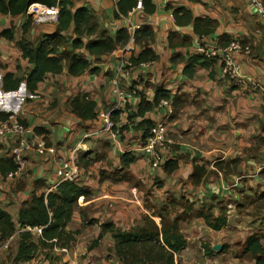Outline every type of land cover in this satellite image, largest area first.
I'll use <instances>...</instances> for the list:
<instances>
[{
    "label": "crops",
    "instance_id": "0c3cea01",
    "mask_svg": "<svg viewBox=\"0 0 264 264\" xmlns=\"http://www.w3.org/2000/svg\"><path fill=\"white\" fill-rule=\"evenodd\" d=\"M119 1L72 0L75 10L82 7L92 10L101 26L112 36L121 28L127 29L130 34L127 46L103 58L101 73L72 77L65 69L62 74L48 75L39 84L35 95L27 90L25 83L17 91L0 92V113L16 114L25 123L41 130L40 134L47 136L48 146L54 150L51 156L31 151L27 155L28 169L23 178L13 179L0 174V204L17 222L23 203L30 201L34 192L55 191L62 182L63 162L76 157L81 168L80 185L93 192L89 206L95 204L94 208L100 209L97 212L94 210L92 219L100 223H121L124 227H131L140 222L141 210L146 209L142 186L148 185L155 199L154 204L161 202L164 205L169 196H185L196 210L211 205L213 213L218 216L220 208L226 209L227 225L220 231L212 230L203 218L195 216L181 222L194 224L192 239L197 242V248L193 243L194 247L188 245L181 252L186 259L184 264L205 263L216 253L224 256L227 250L213 249L216 245L227 246L222 240L205 246L211 247L214 252L211 257L205 255V247L199 243L205 233L214 235L215 239L231 240L229 244L237 248L249 237L257 235L264 245V91L253 92L249 86L234 85L223 77L221 64L217 61L211 63L210 69L197 65L193 78H188L184 75V68L189 56L196 54L195 50L192 47L173 49L169 45V35L173 32L181 38L190 37L192 41L196 38L194 25L178 26L173 10L185 8L195 18L209 17L216 20L219 26L213 34L203 38L202 43L225 47L227 39L229 43L240 41L250 45L251 55L239 58L242 72L264 84V20L259 18L248 0H152L155 5L152 14L147 13L144 7L142 10L135 7L126 14L119 13ZM30 9L46 14H54L55 10L39 4ZM116 13L119 14L118 18ZM28 17V13L18 17L0 15V31L11 28L12 22L19 19L14 39H0V65L3 66L0 67V89L5 73L12 72L24 77L31 69L17 47V42L23 38L22 27ZM129 25H139L140 28L129 31ZM32 26L26 37L35 41L53 33L57 19L41 25L33 23ZM145 26L154 33V40L148 44L159 55V60L120 70L124 59L136 57L146 44L145 41L135 42V34ZM175 54H180L182 60L173 63ZM116 76H120L121 85L127 90L139 87V94L150 102L156 90L170 92L174 113L168 118V142L172 151L170 160L178 164L171 174H167L164 167L155 168L148 164L139 150L140 143L135 132H129L126 139L122 136L114 138L110 132L103 131V123L98 118L82 122L71 112L70 101L83 94L96 102L97 115L114 106L117 98L113 93L112 80ZM58 89L62 92L59 93ZM2 103L5 104L3 107ZM140 103V96L133 97L121 109L124 111L118 113V119L123 117L127 122L132 117L135 123L139 122L141 118L136 114ZM166 116L167 110L157 108L148 112L145 118L156 124ZM101 143L104 153L97 155L101 152L98 147ZM253 144L258 147L257 150L251 149ZM16 145L15 139L10 138L9 149ZM5 152L0 150V157L6 156ZM124 153H132L138 158L129 168L122 167L121 156ZM258 160L260 164H257ZM195 167L206 170L198 184L191 180ZM154 174L158 182H155ZM125 176L132 178V182L123 180ZM94 226L95 235L99 236L101 228ZM82 227L83 220L76 211L67 230L76 231ZM184 236L189 242V238ZM18 238L14 236L7 242L14 252ZM79 242L77 239L69 250L58 248L51 252V257L60 259L55 264H122L115 254L111 234L104 235L99 246L91 251ZM104 243L108 245L105 250ZM2 245L0 242V248ZM81 255L87 256L82 263L79 262ZM37 258L26 264H34ZM41 259L46 264L50 263L43 256H40ZM227 264L255 262L236 258L233 253Z\"/></svg>",
    "mask_w": 264,
    "mask_h": 264
},
{
    "label": "trees",
    "instance_id": "16d2710c",
    "mask_svg": "<svg viewBox=\"0 0 264 264\" xmlns=\"http://www.w3.org/2000/svg\"><path fill=\"white\" fill-rule=\"evenodd\" d=\"M35 4L58 11L56 29L51 34L30 41L26 35L32 26L33 18H27L22 27L23 38L17 42V47L22 53V58L31 65V69L24 77L12 72L5 73L2 79L4 92L17 91L20 85L25 83L27 90L35 95L39 84L48 75L62 74L65 69L72 77H80L86 73L99 74L102 71L103 58L124 48L130 42L131 37L127 29L121 28L112 36L101 26L92 10L86 7L75 10L72 0H0V15L11 17L25 15ZM137 4L138 0H120L117 8L119 13L126 14L137 7ZM142 5L147 13L152 14L155 11L152 0H143ZM116 17L118 18L119 14L116 13ZM173 17L178 26L193 24L194 34L200 40L213 34L219 26L216 20L209 17L195 18L191 11L185 8L173 10ZM1 38L12 41L14 27L0 31ZM153 40L154 33L148 26L135 34L136 43L145 41L146 44L136 57H131L133 66L155 63L159 60V55L148 44ZM225 41L224 46L229 43V40ZM169 45L173 49L191 48L193 41L190 37L181 38L179 34L173 32L169 35ZM181 60L180 54L172 57L173 63ZM213 61L198 54L190 55L184 68V75L193 78L197 65L210 69ZM0 67L3 68L2 65ZM210 76L213 74L210 73ZM138 96L141 97V103L136 116L141 120L137 123L132 117L127 120V125L121 130L123 139H126L129 132H141V140L145 141L155 125L145 118L146 114L157 109L161 100L172 99L170 92L163 89L156 90L151 102L141 94ZM173 101H176V97ZM70 107L71 112L82 122L98 118L97 104L87 94L72 99ZM6 116V113H0V119ZM118 117V113L114 114L113 120L118 122ZM36 130L41 133V130ZM137 159L132 153H124L121 156L122 167L129 168ZM163 167L167 174H171L178 168V164L170 160ZM15 170L16 165L11 157H0L2 176L6 177ZM205 173V168L195 167L192 182L198 184ZM123 180L132 182V178L128 176ZM92 197L93 192L81 186L80 182H62L55 191L41 194L34 192L31 200L24 202L19 210L17 222L0 204L1 244L7 243L14 236H19L17 249L10 256L12 264L31 263L40 255L49 260V264L59 262L60 259L51 258L50 253L58 248L69 250L81 234V230H67L76 211L81 215L83 226L97 224L101 228L89 251L99 246L104 235L111 234L115 242V254L122 264H178L181 252L188 246L181 230V222L187 220L189 216L203 218L205 224L215 231H220L227 225L226 209L220 208V214L215 216L211 205L196 210L185 196L180 198L171 196L160 208L147 205L142 220L130 230H123L113 222L100 223L98 220L89 219L86 207ZM228 248L224 246L222 252ZM213 254L211 247H205L206 256L211 257ZM234 255L239 259L252 260L255 264H264V245L261 238L257 235L249 237L243 244L238 245Z\"/></svg>",
    "mask_w": 264,
    "mask_h": 264
},
{
    "label": "built area",
    "instance_id": "2783aa9c",
    "mask_svg": "<svg viewBox=\"0 0 264 264\" xmlns=\"http://www.w3.org/2000/svg\"><path fill=\"white\" fill-rule=\"evenodd\" d=\"M101 2L103 0H94ZM251 7L255 10L260 19L264 20V0H248ZM36 5V4H35ZM33 5V6H35ZM32 6V7H33ZM137 9L142 10V1H138ZM38 21L56 20L58 11L54 10V14H46L39 16L37 11ZM56 12V13H55ZM53 13V12H52ZM130 22V18L128 19ZM130 24V23H129ZM129 31L138 30L140 26L129 25ZM192 48L195 53L205 57L209 61H217L221 64L222 75L224 78L231 81L234 85L249 86L253 92L264 91V84L256 79L245 75L242 72V67L239 58L249 57L252 53V47L240 41H231L225 47L204 45L202 40L195 38ZM131 58L124 59L120 70L125 71L131 68L133 64ZM113 93L117 98V102L109 110L98 113V120L103 123V131L110 132L112 137L120 138L123 134L121 130L127 125L123 117L118 119V122L113 120L114 114L124 111L129 101L139 95V87H134L131 90L125 89L121 85L120 76H116L112 80ZM157 108L167 110V116L156 122L145 141L139 140L140 152L152 167H163L167 161L172 159V151L168 142L167 124L168 118L174 113L172 102L169 100H161ZM37 128L25 123V121L16 114H7L4 119H0V150H6L5 154L11 157L16 165V170L7 177L23 178L28 169L27 155L31 151H37L40 155L53 154L54 150L48 146L47 136L39 134ZM127 136V135H126ZM14 138L17 145L9 149L8 141ZM128 137V136H127ZM81 168L77 163L76 157L65 160L61 169L62 182H80ZM61 182V183H62ZM8 243H4L0 248V253L8 249Z\"/></svg>",
    "mask_w": 264,
    "mask_h": 264
},
{
    "label": "rangeland",
    "instance_id": "374dc122",
    "mask_svg": "<svg viewBox=\"0 0 264 264\" xmlns=\"http://www.w3.org/2000/svg\"><path fill=\"white\" fill-rule=\"evenodd\" d=\"M32 9H30V12L28 11V16H29V18H33V23L34 24H36V25H41V24H43V23H45V21H38V18H37V14H35L34 12H33V10L31 11ZM35 11H37L38 12V15L39 16H46V13L45 12H41V11H39V10H35ZM2 17V16H1ZM9 17H11V16H9ZM0 21H1V19H0ZM18 23H19V19H18V21L16 20V21H14V22H12V27H14V31H15V29H16V27L15 26H18ZM32 23V24H33ZM33 26H31V28H32ZM30 28V29H31ZM20 76V75H19ZM59 90V89H58ZM0 92H1V94H3L4 93V91L2 90V89H0ZM59 93H61L62 91H58ZM5 104L4 103H2V107L4 106ZM167 126H168V124H167ZM167 131H168V129H167ZM168 133V132H167ZM137 137H138V140H140L141 139V132H135L134 133ZM137 142V141H136ZM257 145H260L259 143H257V142H255ZM98 147H100L101 148V152H99V154H97V155H101V154H103L104 153V146H103V144L101 143V144H99V146ZM251 149H254V150H257L258 149V147L257 146H255L254 147V144L252 145V148ZM251 149H250V152H251ZM253 154H255V153H253ZM143 158H144V156H143ZM145 159V158H144ZM146 160V159H145ZM257 162V164H260L259 162V160L258 161H256ZM157 177H156V174H154V179H155V182H158V179H156ZM80 179H81V177H80ZM234 183V182H233ZM233 183H231V185L233 184ZM155 184H158V185H160V183H155ZM154 184V185H155ZM162 184V183H161ZM148 185V184H147ZM154 185H153V187H154ZM148 187H149V185H148ZM147 186H142V189H143V192L145 193V197H146V200H144V206H145V208L147 207V205H151V206H155L156 208H160L161 206H162V203L161 202H156V204H154V196L151 194V189H149ZM149 197V198H148ZM151 197V198H150ZM171 196H169L168 198H167V201H168V199L170 198ZM172 197H174V196H172ZM159 201V200H158ZM166 203V202H165ZM207 204L209 203V202H206ZM90 204V203H89ZM89 204H88V207H86V209H87V211H88V215H89V219H92V216H93V212H94V210H95V212H97V211H100V209L99 208H94L95 207V204H92V205H90L89 206ZM233 207H235V205H233ZM142 213H141V215H142V217L146 214V209L143 211V208H142ZM244 211V210H243ZM91 217V218H90ZM141 219V218H140ZM100 220V219H99ZM142 220V219H141ZM101 221V220H100ZM192 221V220H191ZM138 223V222H137ZM94 225H97V224H93V225H85V226H83L82 227V229H81V234L77 237V239H78V241H80L79 242V244L81 245V244H83V245H85L87 248H88V250H89V247L92 245V243L94 242V240H96L97 238H98V236L97 235H95V231H96V226H94ZM193 223H191V222H189L188 224H181V230H182V233H184V235H186L188 238H189V242H188V240H187V242H188V245L190 246V247H194V245H196V248H197V242H196V240H194V239H192L193 237H194V230L192 231V227H193ZM117 226L118 227H120V228H122L123 230H128V228H130L131 229V227H133V226H135V224L133 225V226H131V227H124L123 225H121V223L118 225L117 224ZM197 226V225H196ZM125 228V229H124ZM97 236V237H96ZM213 236L214 235H209L208 233H205L203 236H201L203 239H201V241H199V243L201 244V247H205V246H208L209 244L211 245V244H213V243H216V242H220L219 240H222L221 242H223L224 243V245H227L228 247H229V249H232L231 251L228 249L227 251H226V253L224 254V256H221V253H216L211 259H208L207 260V262H205V263H201V264H227V262H230V260H231V258L233 257V253L235 252V251H237L238 250V248H237V246H233V245H231V244H229L230 243V241L231 240H227V239H225V240H223V239H221L220 237H217V239H215V238H213ZM96 237V238H95ZM193 243H194V245H193ZM105 244V243H104ZM75 245V244H74ZM77 247V246H76ZM108 248V245L107 244H105V247L103 248L104 250L105 249H107ZM12 253H14V251H13V249H12V247H10V246H8V249H6V250H4V251H2L1 253H0V264H12V261H11V259H10V256L12 255ZM40 256H42V255H40ZM40 256L37 258V260H36V262L34 263V264H46V262H45V260L43 261V259H41L40 260ZM50 256H51V253H50ZM108 257H110V256H108ZM51 258H55V257H51ZM86 259H87V256L86 255H81L80 257H79V262H83V261H86ZM185 258L184 257H182L181 255L179 256V261H178V264H184V262H185ZM244 260H248V259H244Z\"/></svg>",
    "mask_w": 264,
    "mask_h": 264
},
{
    "label": "water",
    "instance_id": "95a60500",
    "mask_svg": "<svg viewBox=\"0 0 264 264\" xmlns=\"http://www.w3.org/2000/svg\"><path fill=\"white\" fill-rule=\"evenodd\" d=\"M213 249L215 251H221L223 249V246L222 245H216V246L213 247Z\"/></svg>",
    "mask_w": 264,
    "mask_h": 264
}]
</instances>
